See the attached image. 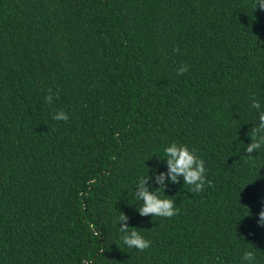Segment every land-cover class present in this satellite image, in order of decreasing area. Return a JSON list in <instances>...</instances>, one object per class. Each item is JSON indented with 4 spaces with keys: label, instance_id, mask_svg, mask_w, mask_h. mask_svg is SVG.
<instances>
[{
    "label": "trees",
    "instance_id": "obj_1",
    "mask_svg": "<svg viewBox=\"0 0 264 264\" xmlns=\"http://www.w3.org/2000/svg\"><path fill=\"white\" fill-rule=\"evenodd\" d=\"M254 4L0 0V264H245V250L264 264V147L244 152L253 96L264 110ZM173 141L196 150L211 187L167 181ZM153 170L171 218L138 213ZM123 223L150 246L124 245Z\"/></svg>",
    "mask_w": 264,
    "mask_h": 264
},
{
    "label": "clouds",
    "instance_id": "obj_2",
    "mask_svg": "<svg viewBox=\"0 0 264 264\" xmlns=\"http://www.w3.org/2000/svg\"><path fill=\"white\" fill-rule=\"evenodd\" d=\"M256 10L259 8L264 11V0H255L253 5ZM178 51V49H174ZM177 75H183L188 71L186 64L177 68ZM49 94L45 97V101L48 104L53 102V95L51 89L48 90ZM251 107L257 109L258 124L254 125L246 135L250 138L251 143H248L244 149L246 156L251 159L254 157L253 152H259L264 147V110L261 108L259 101L252 97ZM68 115L64 111H58L54 114L52 119L58 121H67ZM166 159L164 161L167 165V181L175 184L178 183V177L183 178L184 184L191 186V191L199 193L204 189L205 184L209 187L212 186V182L206 178L205 162L203 159L196 155L195 149H189L185 144H179L175 141L171 142L164 148ZM148 173V172H147ZM155 180L154 183L158 187L153 190H149L148 181L151 177L148 174L138 178L135 187V196L138 200L142 201V205L138 210L141 216H160L171 218L177 214L178 209L175 208L174 199L164 194L165 189V173L160 172L159 175L155 174L153 170ZM259 222L264 223V210L259 212ZM128 217L121 212V215L117 217V222H126ZM119 231L122 234L120 239L123 244L129 248H136L139 251L147 249L151 241L145 239L134 227H128L127 223L121 224ZM95 234L100 237V233L96 230ZM102 253V252H101ZM256 256L253 250H245L242 256V260L245 264H253ZM82 264H94L92 259H87Z\"/></svg>",
    "mask_w": 264,
    "mask_h": 264
}]
</instances>
